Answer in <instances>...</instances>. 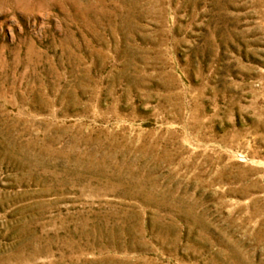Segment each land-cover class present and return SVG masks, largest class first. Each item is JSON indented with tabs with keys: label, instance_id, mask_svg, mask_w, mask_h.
I'll return each instance as SVG.
<instances>
[{
	"label": "rangeland",
	"instance_id": "obj_1",
	"mask_svg": "<svg viewBox=\"0 0 264 264\" xmlns=\"http://www.w3.org/2000/svg\"><path fill=\"white\" fill-rule=\"evenodd\" d=\"M0 264H264V0H0Z\"/></svg>",
	"mask_w": 264,
	"mask_h": 264
}]
</instances>
